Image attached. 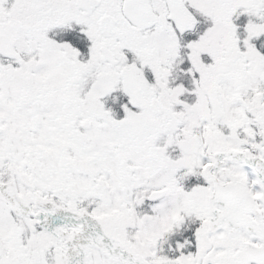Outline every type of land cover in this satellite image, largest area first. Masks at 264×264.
<instances>
[{
  "label": "snow or ice",
  "instance_id": "snow-or-ice-1",
  "mask_svg": "<svg viewBox=\"0 0 264 264\" xmlns=\"http://www.w3.org/2000/svg\"><path fill=\"white\" fill-rule=\"evenodd\" d=\"M0 264H264V0H0Z\"/></svg>",
  "mask_w": 264,
  "mask_h": 264
}]
</instances>
